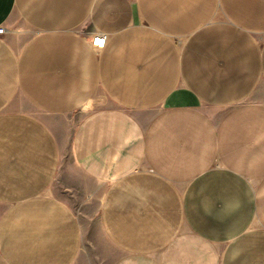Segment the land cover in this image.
Instances as JSON below:
<instances>
[{
    "label": "crops",
    "instance_id": "crops-1",
    "mask_svg": "<svg viewBox=\"0 0 264 264\" xmlns=\"http://www.w3.org/2000/svg\"><path fill=\"white\" fill-rule=\"evenodd\" d=\"M0 25V264H264V0H0Z\"/></svg>",
    "mask_w": 264,
    "mask_h": 264
},
{
    "label": "built area",
    "instance_id": "built-area-1",
    "mask_svg": "<svg viewBox=\"0 0 264 264\" xmlns=\"http://www.w3.org/2000/svg\"><path fill=\"white\" fill-rule=\"evenodd\" d=\"M5 30L4 26L0 25V34L3 33ZM102 41V43H97V41ZM104 40H105V36L104 35H96L95 38L93 39L92 41V46H96L97 48H101L103 47V43H104Z\"/></svg>",
    "mask_w": 264,
    "mask_h": 264
},
{
    "label": "rangeland",
    "instance_id": "rangeland-1",
    "mask_svg": "<svg viewBox=\"0 0 264 264\" xmlns=\"http://www.w3.org/2000/svg\"><path fill=\"white\" fill-rule=\"evenodd\" d=\"M28 34H29V33L26 32V33H25V36H27ZM22 107H23L24 109H28V106H27L25 103L22 104ZM73 205H76V203H75V204L73 203Z\"/></svg>",
    "mask_w": 264,
    "mask_h": 264
},
{
    "label": "snow or ice",
    "instance_id": "snow-or-ice-1",
    "mask_svg": "<svg viewBox=\"0 0 264 264\" xmlns=\"http://www.w3.org/2000/svg\"><path fill=\"white\" fill-rule=\"evenodd\" d=\"M97 43H102V41H99V40H98Z\"/></svg>",
    "mask_w": 264,
    "mask_h": 264
}]
</instances>
